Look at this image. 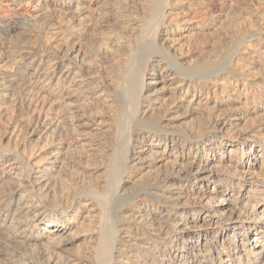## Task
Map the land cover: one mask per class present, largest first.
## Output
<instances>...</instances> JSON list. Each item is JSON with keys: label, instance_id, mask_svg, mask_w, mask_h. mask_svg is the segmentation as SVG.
Here are the masks:
<instances>
[{"label": "bare ground", "instance_id": "bare-ground-1", "mask_svg": "<svg viewBox=\"0 0 264 264\" xmlns=\"http://www.w3.org/2000/svg\"><path fill=\"white\" fill-rule=\"evenodd\" d=\"M0 264H264V0H0Z\"/></svg>", "mask_w": 264, "mask_h": 264}]
</instances>
